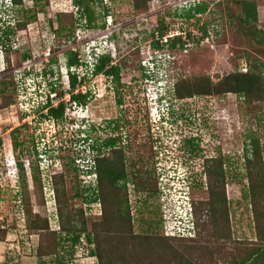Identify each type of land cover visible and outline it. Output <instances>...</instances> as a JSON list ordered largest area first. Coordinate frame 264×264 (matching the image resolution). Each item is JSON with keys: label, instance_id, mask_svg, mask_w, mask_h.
Listing matches in <instances>:
<instances>
[{"label": "rangeland", "instance_id": "rangeland-1", "mask_svg": "<svg viewBox=\"0 0 264 264\" xmlns=\"http://www.w3.org/2000/svg\"><path fill=\"white\" fill-rule=\"evenodd\" d=\"M214 1L218 2L203 0L198 6L207 9L192 19L184 16L186 11L179 14L173 0H154L149 12L139 17H134L130 0H103L113 20L110 31H87L76 21L71 0H24L22 9L40 13L23 31L11 29L6 38L0 34L10 50L12 80L16 84L14 92L7 88L0 98V229L6 231L0 240V264H56L55 257H36L39 234H30L26 227L19 194L23 191L22 178L29 193L24 199L29 200L25 209L31 218L46 219L48 231L59 232L57 198L50 182L53 175L63 177L58 188L64 190L69 204L64 211L68 216L81 209L86 220L98 223L102 213H111V208L102 202L85 200L95 198L93 192L88 197L84 193L85 188L96 186V175L88 173L94 172L95 153L76 141L88 133H91L89 142L95 144L120 138L117 145L124 150L129 179L131 231L135 235L161 236L153 245H146L147 251L162 250L165 244L168 248L163 250L164 261L171 260V245L177 254L184 256L191 252V259L199 260V255L206 251L196 247H206L209 253L224 243L222 240L217 243V235L206 232L212 228L208 223L202 233L196 230L194 238L167 239L164 235L173 230L185 235V219L178 221V211L172 216L174 208L182 207L174 201L177 188L187 191V200L193 206L205 204L210 198L204 162L215 157L223 160L232 234L231 242L225 244L227 249L220 251L229 256L236 254L241 244H247L246 250L261 246L263 242L252 221L244 160L247 134H256L264 152V101L246 104L232 93L177 99L170 111V124L163 125L168 136L165 135L162 143L156 140L160 135L155 126L158 118L148 103L147 96L156 83L141 63L150 47L145 39L156 31L159 23H177L181 29L195 33L183 52L177 56L171 53V59L159 64L158 68L167 72L168 87L177 78L185 82L208 78L215 85L225 75L240 71L242 65L247 71L254 65L253 69H262L264 75V0H252L256 3L257 20L247 27L240 24L238 2L241 0ZM15 10L18 9L0 10V24L11 22L9 27H12ZM58 27L62 30L55 34ZM1 47L4 46L0 43V57L4 55ZM68 49L85 53L91 65L81 66L77 72L78 79L85 77L86 88L75 89L73 94L87 91L89 97L82 105L70 98L65 66ZM26 53L30 58L23 61ZM108 53H112V65L120 69L118 82L105 74H91L99 58ZM172 59L174 63L178 60L175 67H171ZM5 66L0 58V71ZM45 98L47 109H38V102ZM6 103L9 106L4 107ZM60 103L64 105L61 119L46 116L49 108L56 109ZM14 141L18 144L16 148ZM163 146L170 157L168 161L159 155ZM132 171H138L139 179L134 180ZM176 175L179 178L186 175L191 188L182 186ZM136 181L143 182L144 188L136 189L133 185ZM180 201L183 211L187 201ZM200 205L199 214L206 207ZM72 240V236L60 234L57 258L62 264L98 263L96 257L90 256L92 246L85 237H80L76 244ZM218 264L229 262L219 260Z\"/></svg>", "mask_w": 264, "mask_h": 264}, {"label": "trees", "instance_id": "trees-1", "mask_svg": "<svg viewBox=\"0 0 264 264\" xmlns=\"http://www.w3.org/2000/svg\"><path fill=\"white\" fill-rule=\"evenodd\" d=\"M154 0H130L132 12L134 17L144 16L149 12V5ZM13 9L16 13L12 16V27H9L11 22H3L0 24V34L3 37H8L10 35L9 31L14 29V31H23L26 29L28 24L35 20L39 11H31V9H22L24 0H11ZM73 7L75 9L76 21L82 23L80 27L83 30L92 31H104L106 29L108 19L110 23H113L111 15L108 13V8L105 7L103 0H71ZM212 2V1H211ZM240 7V24L243 26H248L249 23H254L257 20V7L256 3L252 0H241L238 2ZM207 9L206 6H196L194 9L186 11V15L189 18L196 19L195 14H202ZM28 10V11H27ZM185 12V11H183ZM182 12V13H183ZM32 13V14H31ZM40 13V12H39ZM181 13V14H182ZM176 17V15H174ZM185 18V17H184ZM173 23H159L156 30L162 35L171 28ZM54 27L52 26V29ZM62 28L54 29L55 34H59ZM261 33V31H258ZM9 33V34H8ZM12 33V32H11ZM153 36V33L145 39L147 41ZM193 41V35L188 33L185 41L180 38H176L170 41L168 45V50L173 55L177 56V53L184 51V46ZM0 43L4 46L1 47V51L4 53L0 58L6 65L3 70L0 71V98L3 97L7 88H12L16 90V84L12 80V64L10 61V50L6 48L3 41L0 39ZM51 51V50H50ZM81 52V53H80ZM112 53L102 55L99 58L98 63L94 65L91 74L99 75L105 74L108 77H112L114 81H119V68L112 65ZM30 58V54L26 53L22 56L23 61ZM178 61V60H177ZM177 61L174 60L171 63V67H175ZM87 57L82 51H72L68 49L65 53V66L68 70V80L70 85L71 100L77 104H85L87 98L86 93L78 92L73 94V90H81V88H86L84 84L85 77L78 79L77 72H80L79 68L81 66L87 65ZM88 66H91L88 64ZM241 66L240 71H235L229 73L222 77V79L215 85L208 80L198 79L196 81L185 82L177 78L174 81V93L178 99H183L185 97H191L192 95H223V94H235L241 98L246 104L261 103L264 101V75L262 69H253L251 65L249 71ZM263 67V64H262ZM75 71H71V70ZM84 79V80H83ZM77 92V91H76ZM2 94V96H1ZM8 103L4 105L7 107ZM9 106V105H8ZM3 107V108H4ZM64 113V105L59 104L58 108L48 109V115L55 120L61 119ZM89 122V121H88ZM87 123H85L86 125ZM90 124V123H89ZM91 128V126H90ZM81 132L84 133L82 129ZM90 134L88 136H83V138H77V143H84L89 147V149L95 153L93 158V171L88 172L90 175H96V186L94 189H84L86 197L89 193H94L93 198H85L88 202L100 201L107 207L111 208V213H102V217L99 222L86 220L83 217V211L80 209L76 214L68 216L64 208L69 206L65 200L64 190L58 188L62 186V175H53L51 177V187L54 190L55 197L57 198L58 204V223L59 232L48 231V222L46 219L31 218L30 212L25 209V202L29 200H24L26 195H29L27 190V184L25 179L22 178L21 188L23 189L20 194V201L23 206V211L26 219V227L28 228L30 234H39L37 253L36 257L38 259L45 257H55L56 264H62L58 260L57 255L60 246V234L65 236L73 237V244H76L80 237H85L88 245L92 246L89 252L90 256L96 257L97 264H218L219 260L228 261L229 264H264V165L262 161L264 160V152L260 147L259 139L256 134H247L245 139L246 149L245 151V180H247V195L249 198V204L251 205L252 211V221L255 225V229L258 238H261V246L257 248L246 250L247 244L244 246L241 244L238 248L236 254H229V256H224L223 251L227 248L225 244L231 242V226H230V209L227 203V197L225 194V175L223 172V160L219 158L206 159L204 162V173L206 178V189L210 198L206 203H199L193 206L194 219L197 232L202 233L205 225L208 223L212 228L210 232L212 235L216 236L217 241H224L216 250L209 251L206 247H196L205 250L204 255H199V260L191 259V252L185 253L189 260H186L182 254H177L173 251L171 245L169 248L172 252L171 260L164 261V249L168 246L163 244L162 250L154 249L152 251L146 250V245H153L154 240L159 239L161 236H149V235H135L131 231V224L129 222L128 214V201H127V182L128 176L126 174V161L124 159V150L118 147L119 139L112 138L100 141L95 144L94 142H89ZM17 143L14 141L15 148ZM250 147V148H249ZM109 149L107 154L101 156L100 153L103 150ZM134 169V162H131ZM19 167L21 164L19 163ZM22 170V169H21ZM134 180L139 179L138 171H132ZM37 175L34 174L33 177L36 179ZM22 177V175H21ZM33 178V179H34ZM38 181V180H36ZM141 183V185H140ZM134 182L133 185L136 189H143L144 183ZM42 189V188H41ZM145 190V189H144ZM1 191V190H0ZM202 206H201V205ZM199 205L201 207L206 206L201 213L198 212ZM104 212V211H103ZM76 222V223H74ZM90 224V227L88 225ZM163 226V224H162ZM6 231L0 229V240L5 236ZM165 235V234H164ZM166 236V235H165ZM167 239H180L172 238L166 236ZM195 243L197 239H194ZM234 240V239H233ZM236 240L233 241V244ZM260 241V240H259ZM197 245V244H195ZM195 245H192L195 248ZM149 246V245H148ZM191 247V248H193ZM220 250H223L222 252ZM218 253H222L220 255ZM217 256V258H214ZM219 256V257H218ZM201 260V262H200Z\"/></svg>", "mask_w": 264, "mask_h": 264}, {"label": "clouds", "instance_id": "clouds-1", "mask_svg": "<svg viewBox=\"0 0 264 264\" xmlns=\"http://www.w3.org/2000/svg\"><path fill=\"white\" fill-rule=\"evenodd\" d=\"M10 9H13V5H12L11 0H0V10L5 12V11L10 10ZM173 84H171L170 87H168L167 84H164L161 90H159L158 86L154 85L153 91H152V93L154 94V97L150 98L149 96H147L149 98L148 103H149V105H151L150 110L152 112L155 111L154 115L158 118L155 126H156L157 130L159 131L160 135L157 133L158 135H157L156 140H157V142L159 140H161V143H162V140H166V139H164L165 135H166V137L168 136V133L167 134L164 133L166 131L163 128V125L168 124V123L170 124V118H169L170 111L172 109V106L175 104V102H177V99H178L175 96ZM47 105H48L47 98H45L44 100H40L38 102L37 108L45 110V109H47L46 108ZM159 155L162 158H164L166 161H168L170 159L165 146L162 147V150L160 149ZM177 178L180 180L179 183L182 186L191 188V183H189L188 177L186 175L182 178H179L177 176ZM171 186H173V185L171 184ZM187 196H188L187 191L182 190L180 188H177L175 190V196H174L175 204H177L178 206H182V207L174 208L173 212H172V216H174L177 211L179 212L177 214V216L179 217V219H178L179 222H181L182 218H184L185 221L187 222V224L185 225V230H186L185 235L182 236V234H178L177 232H175L173 230V231H171L170 234H168V235L165 234L168 237L180 238V239L194 238V235L196 233V226H195V219H194L193 203L191 200H187ZM180 200L187 201V202H185V208L183 210L185 212L182 211L183 204L181 203Z\"/></svg>", "mask_w": 264, "mask_h": 264}, {"label": "built area", "instance_id": "built-area-1", "mask_svg": "<svg viewBox=\"0 0 264 264\" xmlns=\"http://www.w3.org/2000/svg\"><path fill=\"white\" fill-rule=\"evenodd\" d=\"M173 1H174L173 5L176 11L178 12L180 11L182 13L183 11H189L194 9V7L200 5L203 0H173ZM209 1H212V4H216L218 2L214 0H209ZM166 8L167 9L170 8V4H168ZM199 16H200L199 14H195V17H199ZM109 21L110 19H108V24L106 26L107 31H110V27H112V24ZM188 33H191L194 37L195 33L181 29L176 23V24H172L171 28L165 31V33L162 35L159 33L158 30L154 31L153 36L148 39L149 41L148 44L150 45V47L148 48V51L145 53L146 58L144 59V61H142L141 65L143 68L147 69L146 72L148 75L154 76V79L152 81L156 83L155 86H158L159 90H161L163 85L166 84L167 82L166 77L168 76H167V72L160 70L158 66L159 64L163 62H167L169 59H171L172 55L171 52H169L168 50V45L170 41L176 38H180L181 40L185 41ZM188 44L184 46V49L188 46ZM173 60L174 59H172V61ZM153 86L151 87L152 91H153ZM152 91L150 92V95H148L150 98L154 97Z\"/></svg>", "mask_w": 264, "mask_h": 264}]
</instances>
